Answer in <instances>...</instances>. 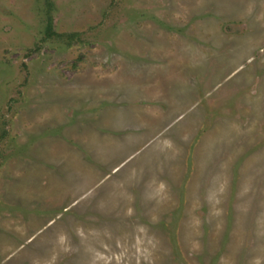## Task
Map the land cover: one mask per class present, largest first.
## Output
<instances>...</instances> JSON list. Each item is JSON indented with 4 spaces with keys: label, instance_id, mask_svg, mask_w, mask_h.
Segmentation results:
<instances>
[{
    "label": "rangeland",
    "instance_id": "1",
    "mask_svg": "<svg viewBox=\"0 0 264 264\" xmlns=\"http://www.w3.org/2000/svg\"><path fill=\"white\" fill-rule=\"evenodd\" d=\"M51 1L0 0V264H264V0Z\"/></svg>",
    "mask_w": 264,
    "mask_h": 264
},
{
    "label": "trees",
    "instance_id": "2",
    "mask_svg": "<svg viewBox=\"0 0 264 264\" xmlns=\"http://www.w3.org/2000/svg\"><path fill=\"white\" fill-rule=\"evenodd\" d=\"M48 8L52 5L51 0H47ZM80 33L78 32H58L55 29V21L53 18V15L51 14V11H47V20H46V26H45V39H60V40H67L69 42H72L73 40H76L79 37Z\"/></svg>",
    "mask_w": 264,
    "mask_h": 264
}]
</instances>
